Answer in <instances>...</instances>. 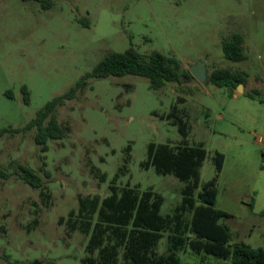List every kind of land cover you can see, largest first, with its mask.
<instances>
[{
	"label": "rangeland",
	"instance_id": "374dc122",
	"mask_svg": "<svg viewBox=\"0 0 264 264\" xmlns=\"http://www.w3.org/2000/svg\"><path fill=\"white\" fill-rule=\"evenodd\" d=\"M233 33L244 36V61L224 56L223 40ZM130 46L142 54L174 56L183 70L204 62L208 75L217 68L246 71L249 78L240 85L258 84L259 93L184 78L158 90L141 76L91 79L85 91L57 109L59 122L71 132L50 140L47 152L35 144L34 131L1 138L0 264H83L87 240L78 232L68 237L58 221L77 207L78 195L108 194L125 165L117 184L153 188L164 197L161 213L169 214L181 202L183 183L142 162L150 142L181 141L176 126L154 115L168 114L178 97L186 99L180 105L192 125L190 142L204 143L209 153L201 182L216 173L213 153L225 156L216 207L232 215L226 220L231 244L264 247V0H55L49 10L34 0H0V129L25 126L106 54ZM18 163L44 178L53 196L49 208L38 189L14 174ZM92 166L107 175L104 182ZM166 248L164 236L159 251ZM179 256L183 264H231L211 255L202 262L190 249Z\"/></svg>",
	"mask_w": 264,
	"mask_h": 264
},
{
	"label": "trees",
	"instance_id": "16d2710c",
	"mask_svg": "<svg viewBox=\"0 0 264 264\" xmlns=\"http://www.w3.org/2000/svg\"><path fill=\"white\" fill-rule=\"evenodd\" d=\"M34 1L43 10L51 9L55 3V0ZM222 48L228 60L241 62L247 58L245 39L240 33L224 38ZM125 75L147 78L154 90L167 83L180 84L183 78L195 80L174 56L158 51L142 54L133 46L123 52H110L66 92L48 101L25 126L0 129V139L34 131L35 144L42 153L47 152L50 140L65 139L71 132L70 125L61 124L57 118L60 106L85 91L91 79ZM247 78L246 71L217 68L209 75V82L234 91L240 84H245ZM21 91L24 102L28 104L30 92L27 86L24 85ZM258 93V90L253 92ZM185 101L184 97H178L168 114L154 112L155 116L177 127L181 141L177 144L150 142L146 160L142 162L143 168L153 167L157 174L173 175L183 183L181 202L169 214H162L164 197L153 188L141 191L139 186L117 184L119 174L127 171L126 165L121 167L108 188V194L78 195L77 207L58 221L65 227L68 237L78 232L87 240L83 264H182L179 253L187 249L199 254L202 262L211 255L230 259L231 264H264V247L253 248L243 242L231 244L233 234L226 220L232 215L216 207L218 181L225 156L218 151L213 153L216 173L211 180L201 182V171L209 153L204 143L189 140L192 125L187 110L180 105ZM130 149L128 146L127 151ZM261 154L264 161V150ZM129 159L130 155L127 161ZM91 172L96 174L99 182L107 178L94 166ZM14 174L26 185L39 190V198L45 208L53 204L52 193L39 173L18 163ZM46 175L49 173L45 171ZM188 212L191 213L190 219L186 217ZM33 224L38 226L39 220L35 218ZM164 236L167 248L160 252L159 243Z\"/></svg>",
	"mask_w": 264,
	"mask_h": 264
},
{
	"label": "water",
	"instance_id": "95a60500",
	"mask_svg": "<svg viewBox=\"0 0 264 264\" xmlns=\"http://www.w3.org/2000/svg\"><path fill=\"white\" fill-rule=\"evenodd\" d=\"M189 72L200 84L205 85L209 82L207 65L204 62H199L189 68ZM243 90V86L239 85V90ZM38 264V263H36Z\"/></svg>",
	"mask_w": 264,
	"mask_h": 264
},
{
	"label": "crops",
	"instance_id": "0c3cea01",
	"mask_svg": "<svg viewBox=\"0 0 264 264\" xmlns=\"http://www.w3.org/2000/svg\"><path fill=\"white\" fill-rule=\"evenodd\" d=\"M249 78V77H248ZM244 92L243 93H245V92H250L251 90H253V89H256V90H258L259 91V85L257 84V85H255L254 87L253 86H249L248 87V84L247 85H244ZM237 94H239L238 92H236L235 94H233V97H237ZM182 264H183V262H182Z\"/></svg>",
	"mask_w": 264,
	"mask_h": 264
},
{
	"label": "built area",
	"instance_id": "2783aa9c",
	"mask_svg": "<svg viewBox=\"0 0 264 264\" xmlns=\"http://www.w3.org/2000/svg\"><path fill=\"white\" fill-rule=\"evenodd\" d=\"M260 142H262V140H260Z\"/></svg>",
	"mask_w": 264,
	"mask_h": 264
}]
</instances>
